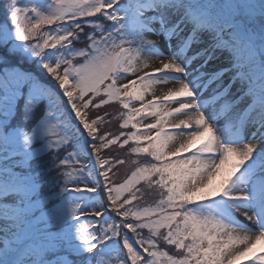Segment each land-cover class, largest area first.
<instances>
[{"label": "snow or ice", "instance_id": "1", "mask_svg": "<svg viewBox=\"0 0 264 264\" xmlns=\"http://www.w3.org/2000/svg\"><path fill=\"white\" fill-rule=\"evenodd\" d=\"M0 9V264H264V0Z\"/></svg>", "mask_w": 264, "mask_h": 264}, {"label": "rangeland", "instance_id": "2", "mask_svg": "<svg viewBox=\"0 0 264 264\" xmlns=\"http://www.w3.org/2000/svg\"><path fill=\"white\" fill-rule=\"evenodd\" d=\"M5 2H6V0H5ZM0 19H2V9H0ZM78 46H82V45H78ZM117 127H118V125H116V124L114 123V124L112 125V128H111L110 130L115 131V130L117 129ZM105 154H107V152H106ZM60 155L62 156V155H63V152H61ZM125 171H126V169L121 168V169H120V175H119V177H116L115 179L119 180L120 178H123V176H124V174H125Z\"/></svg>", "mask_w": 264, "mask_h": 264}]
</instances>
